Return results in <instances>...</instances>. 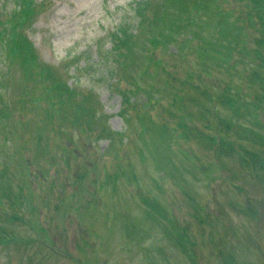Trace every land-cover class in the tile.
<instances>
[{
    "label": "rangeland",
    "instance_id": "1",
    "mask_svg": "<svg viewBox=\"0 0 264 264\" xmlns=\"http://www.w3.org/2000/svg\"><path fill=\"white\" fill-rule=\"evenodd\" d=\"M135 1L0 0V264H264V0Z\"/></svg>",
    "mask_w": 264,
    "mask_h": 264
},
{
    "label": "trees",
    "instance_id": "2",
    "mask_svg": "<svg viewBox=\"0 0 264 264\" xmlns=\"http://www.w3.org/2000/svg\"><path fill=\"white\" fill-rule=\"evenodd\" d=\"M26 1L28 2L30 0H26ZM134 5H135L134 6V9H135V11L137 13V17L139 19H143L145 17L146 11L151 6L149 0H139V1H135L134 2ZM26 10H27V8H26ZM258 12H259L258 13L259 17H264V11H262L261 9H259ZM31 13H32L31 11L27 12V15L26 16H30ZM24 14H22L23 17H26ZM133 32H134L133 29H131V28L129 29L128 24L122 23L121 28H120L119 33H118V39H119V41L121 42V44L123 46H125L131 40V38H132V36L134 34ZM163 33H167V31L164 30ZM21 41H22V43H18L17 45H18V47H21L22 50H24V54H25L24 56H26V57H24V60L26 61V63L33 62L34 61L33 60L34 59V52H33L32 46L29 44V42L26 40V38H24ZM259 54H261V53H259ZM64 88H65L64 90H66L68 93H71L72 90H73L72 88L71 89H68L67 86H65Z\"/></svg>",
    "mask_w": 264,
    "mask_h": 264
}]
</instances>
